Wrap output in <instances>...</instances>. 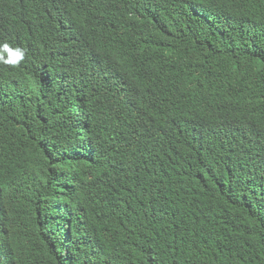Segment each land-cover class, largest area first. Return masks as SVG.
Returning a JSON list of instances; mask_svg holds the SVG:
<instances>
[{
    "label": "trees",
    "instance_id": "16d2710c",
    "mask_svg": "<svg viewBox=\"0 0 264 264\" xmlns=\"http://www.w3.org/2000/svg\"><path fill=\"white\" fill-rule=\"evenodd\" d=\"M0 264H264V0H0Z\"/></svg>",
    "mask_w": 264,
    "mask_h": 264
},
{
    "label": "clouds",
    "instance_id": "9594fccd",
    "mask_svg": "<svg viewBox=\"0 0 264 264\" xmlns=\"http://www.w3.org/2000/svg\"><path fill=\"white\" fill-rule=\"evenodd\" d=\"M26 50L17 46L12 47L8 43L0 44V62L5 65L18 66L25 60Z\"/></svg>",
    "mask_w": 264,
    "mask_h": 264
}]
</instances>
